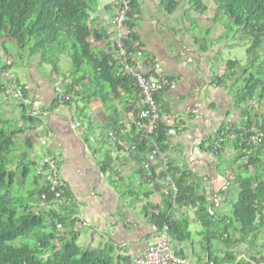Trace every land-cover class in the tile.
Listing matches in <instances>:
<instances>
[{
    "label": "crops",
    "instance_id": "crops-1",
    "mask_svg": "<svg viewBox=\"0 0 264 264\" xmlns=\"http://www.w3.org/2000/svg\"><path fill=\"white\" fill-rule=\"evenodd\" d=\"M200 1L206 6L204 11H199V4L194 7V0H134L135 12L133 10L129 24L133 40L143 52L142 57H135L136 61L147 72L164 75L171 82L169 89L156 95L163 118L169 124L173 121L179 128L174 136H169L164 151L169 155L171 166L191 171L200 180L202 191L207 196L209 193L221 197L222 204L226 202L233 173L241 164L239 160L235 163V155L230 154L236 150L238 137L235 133L226 134L227 140L220 153L211 151L210 145L216 149L218 142L214 135L222 126L233 131L239 128L243 109L249 104L236 108L234 82L216 83L217 78L225 74V70L218 67L215 71L213 64L221 50V42L215 41L220 38L223 26L215 21L214 1ZM171 2L174 8L168 12L166 6L170 7ZM115 3L116 0H91L88 24L95 34L90 40L92 47L110 56L121 67L113 46ZM27 54L9 56L0 44V60L9 66L0 74V88L3 84L0 127L6 132L18 133L13 156L24 158L26 149L25 160L30 164L35 162L32 167L35 173L41 168L46 154L59 158L60 178L65 185L62 203L66 205V212L74 214L73 232L79 246L94 250L108 243L113 246L116 258L134 260L142 256L158 240V231L149 217L151 212H156L155 207L162 204L163 190L169 188L159 182L161 186L156 189L155 183H143L140 177H133L136 166L133 153H127L124 147L104 138L107 116L113 114L112 110L106 113L95 98L86 103V99L74 95L75 99L72 97L68 102L59 101L63 93H71L66 92V86L73 79L67 55L60 56L59 71L56 72L49 65L41 64L37 55ZM65 65L67 70L65 68L64 72L62 66ZM18 84H22L21 96L13 97L11 102L2 97L4 88ZM77 89L82 92L80 85ZM113 102L118 120L124 127L121 135L124 137L117 138L130 147L132 143L126 136L135 113L132 109L127 110L124 101ZM250 104L254 105L260 120H264V106L257 102ZM22 109L32 112L36 121L23 123ZM252 130H259L258 126L254 125ZM109 146L116 148L112 151L113 156L110 155L114 169L103 170L102 155ZM156 170H160L159 166ZM43 171L40 170L41 176L35 184L47 182ZM223 191L226 193L221 196ZM221 204H216L217 214L228 215L229 212L223 214ZM38 206L49 209L44 202ZM173 214L175 217L192 215L196 221L190 207L176 209ZM174 249L178 254L182 246ZM190 254H194L192 249Z\"/></svg>",
    "mask_w": 264,
    "mask_h": 264
},
{
    "label": "trees",
    "instance_id": "trees-1",
    "mask_svg": "<svg viewBox=\"0 0 264 264\" xmlns=\"http://www.w3.org/2000/svg\"><path fill=\"white\" fill-rule=\"evenodd\" d=\"M213 1L217 12L227 17L251 40V46L247 49L250 58L248 65L242 68L239 61H228L225 74L216 80L217 85L225 80L232 81L235 68L241 69L240 75H244V78L240 76L241 83L236 84L237 81H233L237 88L235 104L238 109L249 104L244 107L241 116L247 122L235 131L232 128L227 129L228 126H222L214 135L218 142L216 149L210 145L211 151L220 153L227 135H237L235 149L239 151V155L235 158V163L239 160L243 164L237 166L238 172L233 173L230 181V184L237 186V199L232 203L229 214L221 217L216 213L218 208L213 204L211 207L214 211L212 214L208 212L209 196L202 191L198 177L188 169L172 167L168 172H161L159 180L156 181L155 167L151 170L150 178L145 171L146 159L152 151L150 140L141 136L134 123L126 136L128 141L134 143L132 152L136 166L132 175L140 177L143 183H155L156 189L161 186L159 181L167 175L175 182L176 194L164 189L162 204L156 206V212H151L149 217L158 232L166 228L172 246L187 243L193 249L189 218L186 215L175 217L173 214L176 209L190 207L194 210L196 222L205 230L206 257L199 264H264V251L259 252L256 248L264 231V139L254 144L240 142V138L254 133V125L264 132V120H260L257 110L252 112L254 105L250 104L257 102L264 105V80L260 79V75L262 78L264 74V67H257V60L260 59L257 52L264 46V0ZM195 4H199V11L206 8L200 0H194V7L197 6ZM132 6L135 12V4ZM173 8L172 2L170 7L166 6L168 12ZM91 11V0H0V42L12 40L20 49L30 55H37L41 64L49 65L56 72L59 71L60 56L67 55L71 63L69 73L73 79L66 86V92L73 93L76 98L86 99V103L95 98L106 113L112 110L113 114L107 116L105 130L112 129L118 138H123L121 135L124 127L118 120L113 101H124L123 105L127 106V110L132 109L136 113L134 108L139 98V90L131 76L123 72L115 60L92 47L90 40L95 34L88 24ZM8 67L6 62L0 60V74ZM84 80L86 83H83ZM79 85L82 92L77 89ZM36 119L32 112L22 109L23 123H33ZM168 129L167 125L159 124L154 135L163 152L169 143ZM17 135L15 131L6 132L0 127V264H131L132 260L128 257L116 258L113 246L108 243L94 250L77 244V235L73 232L74 214L66 212V205L62 202L49 204L54 195L48 194V180L45 184L34 183L41 176L40 170L44 169L42 164L29 185L30 189H26V196H18V191L13 193L14 186H23L29 171L35 165L34 161L30 164L29 160H25L26 149L23 152L24 158L13 156L17 148ZM20 167L23 169L21 175L18 173ZM108 168L110 164L104 163L103 170ZM19 177L21 184H17ZM227 192L226 201L230 193ZM225 193L220 194L224 196ZM43 202L49 209L36 208ZM54 206L58 208L52 209ZM231 229L232 235L229 234ZM28 237L34 238L33 246L28 242L18 246L11 244L19 238ZM213 238H217L225 247L221 257L212 254L210 242ZM247 238L251 251L259 259L237 258L235 247ZM178 255L184 258L183 249L178 251Z\"/></svg>",
    "mask_w": 264,
    "mask_h": 264
},
{
    "label": "built area",
    "instance_id": "built-area-1",
    "mask_svg": "<svg viewBox=\"0 0 264 264\" xmlns=\"http://www.w3.org/2000/svg\"><path fill=\"white\" fill-rule=\"evenodd\" d=\"M133 0H116V11L112 19V25L116 29V38L114 49L121 60L123 72L130 75L135 86L139 90V98L135 106V116L132 120L137 131L142 137L150 140L152 151L148 155L145 162V171L150 178L151 170L159 166L160 170L155 171L156 181L159 180V174L168 172L171 168V161L166 152L161 151L160 145L155 141L154 135L158 130L159 124L168 126L167 136H174L179 129L173 121L169 124L167 119L163 118L160 108L156 102V95L171 87L170 80L164 75H154L147 72L135 57H142L143 52L139 44L134 42L131 35V27L128 22L132 14ZM23 93L22 84L8 86L3 90L2 97H18ZM73 97V93H63L59 98L60 102H68ZM37 105V104H35ZM39 106V105H38ZM132 123V124H133ZM104 138L112 141L119 147H124L127 153H133L134 143L127 147L125 143L115 136V132L105 130ZM264 139V132L257 130L254 133L240 138L241 144H254ZM44 174L47 175L48 194L54 195V199L50 201V205L64 201L65 185L60 178V160L51 153L46 154L42 159ZM161 183L168 187L172 192L176 193V185L173 179L167 175ZM44 198V197H43ZM212 202L217 204L218 197L212 196ZM208 212L212 214L209 207ZM132 264H186L185 259L180 257L176 250L170 245L169 238L166 234V228L158 232V240L154 245L148 247L142 256L132 260Z\"/></svg>",
    "mask_w": 264,
    "mask_h": 264
},
{
    "label": "rangeland",
    "instance_id": "rangeland-1",
    "mask_svg": "<svg viewBox=\"0 0 264 264\" xmlns=\"http://www.w3.org/2000/svg\"><path fill=\"white\" fill-rule=\"evenodd\" d=\"M215 15H216V19H215L216 23L218 25L223 26L222 32L219 34L220 38L217 41H215V42H221L220 43V45H221L220 49L221 50L218 54H216L215 59L213 60L215 71H217L216 70L217 67L220 70H223V69L226 70L227 62L228 61H234V60L239 61L242 68L246 67L249 63V60H250L249 56L247 55V49L251 46L250 38L246 37L244 35V33L239 28L235 27L227 19V17L222 16L221 13L217 12V14H215ZM0 44L3 45L6 53L12 57H19V56H22V55L28 53L27 51H23L22 49H20L15 44V42H13L10 39L5 40L3 43L0 42ZM263 48H264V46L262 48H260L257 52V55L260 54V59L257 60V63H258L257 67H260V66L264 67V51L262 50ZM65 68L67 70L66 65L62 66L63 71L65 70ZM262 71L264 73V70H262ZM252 72H254V71H252ZM233 74L234 75L231 77L232 82L237 81L236 84H240L241 79H242L241 77L244 78L243 74L240 75L241 69H238V67H236ZM256 75H258V74H256ZM238 78H239V80H238ZM260 79L264 80V74H263L262 78L260 75ZM236 84H234V85H236ZM236 89L237 88H235V90ZM8 99H10L9 102H11L15 98L9 97ZM16 110H17V112H19L18 108ZM254 111H255V109L252 110V112H254ZM246 122H247V120L242 118L240 123H239V128H242L244 123H246ZM114 150H116V148H112L109 146L108 150L104 151L103 155H102L104 157V162L107 163L108 165L110 164V168H108V170H112V168L114 167V165H113V167H111V163H110L111 162L110 155H111V157L113 156L112 153L115 152ZM112 151H114V152H112ZM231 153H232V155H235V157H237L239 155L238 150H233L232 152L230 151V154ZM263 160H264V157H263ZM241 164H243V161H241ZM241 164H239V166ZM22 172H23V169L20 167V169L18 170L19 175H21ZM237 172H238V168H237ZM251 172H253V170H251ZM242 173L244 174L243 168H242ZM34 176H35V172L31 168L23 186H20V187L14 186L13 193H15V191H18L17 192L18 196L25 197L26 196V193H25L26 189H28V190L30 189L29 185H31V182H32ZM19 181H20V177L17 180V184H21V183H19ZM229 192H230L229 198L226 202H224L222 204L220 201L217 202V204H219V205L221 204L222 207H224V209H223L224 213L223 214H226L227 212H229V209H231V207H232V203L236 201V199H237V186L235 184H231V186L229 187ZM37 208H41V207L38 206ZM188 218L190 220L189 232L191 233L192 241H193L194 245H193V249L191 247H189V245L187 243L182 245V249L185 253L184 259L186 260V264H199L206 257V249L204 247L205 246V241H204L205 230L198 222L193 221L192 215H189ZM221 227H222V225L220 226V228ZM233 227H235V226H233ZM232 233H233V230L231 229L229 231V234L232 235ZM234 234H235V232H234ZM26 242H28V244L30 246H33L34 238H32V237L19 238L16 241L12 242L11 244L18 246V245H22ZM247 242H248V238L241 241L239 244L236 245L234 252L238 253L237 258L248 260L251 257H256V259H259V256H255L253 254V252L250 249V245ZM210 246H211V249H212L211 251H212L213 255L221 257V255L224 253L223 251L225 250V247L223 246L222 242L219 241L217 238H213L211 240ZM256 248H258L259 252L264 251V231L257 241ZM190 249H192L194 251L193 255L190 254ZM197 259H200V261L196 262Z\"/></svg>",
    "mask_w": 264,
    "mask_h": 264
},
{
    "label": "clouds",
    "instance_id": "clouds-1",
    "mask_svg": "<svg viewBox=\"0 0 264 264\" xmlns=\"http://www.w3.org/2000/svg\"><path fill=\"white\" fill-rule=\"evenodd\" d=\"M133 3H134V0H133ZM133 3H132V4H133ZM132 9H133V6H132ZM115 11H116V10H115ZM132 13H133V10H132ZM114 14H115V13H114ZM131 15H132V14H131ZM131 15H130V16H131ZM130 18H131V17H130ZM112 19H113V18H112ZM130 20H131V19H129V22H130ZM129 22H128V24H129ZM129 26H130V24H129ZM115 136H116V134H115ZM116 137H117V136H116ZM168 137H169V136H168ZM113 144H114V143H113ZM115 145H116V144H115ZM172 167H173V166H171V168H172ZM155 171H156V169H155ZM159 182L161 183V181H159ZM161 184H162V183H161ZM169 190H170V189H169ZM224 191H225V190H224ZM224 191H223V192H224ZM203 192H204V191H203ZM221 193H222V192H221ZM175 194H176V193H175ZM220 195H221V194H220ZM208 196H209V198H210V197H212V194H209V193H208ZM217 197H218V196H217ZM219 198H221V197H218V201H219ZM209 201H210V206H209V207H211V204H213L215 208H218L217 205L214 204V203L212 202V198H210ZM218 205H219V204H218ZM211 209H212V211H214V208L211 207ZM168 238H169V237H168ZM169 243H170V240H169ZM170 245L172 246L171 243H170ZM172 247L174 248V246H172ZM175 250H176V249H175ZM136 258H137V257H136ZM183 259H184V258H183ZM131 264H132V262H131Z\"/></svg>",
    "mask_w": 264,
    "mask_h": 264
}]
</instances>
